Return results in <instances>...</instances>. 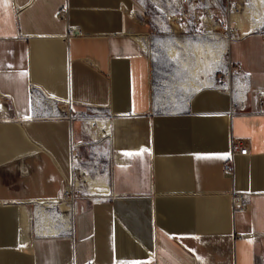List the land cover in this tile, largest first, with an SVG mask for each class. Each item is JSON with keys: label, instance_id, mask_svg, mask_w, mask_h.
Returning a JSON list of instances; mask_svg holds the SVG:
<instances>
[{"label": "crops", "instance_id": "obj_1", "mask_svg": "<svg viewBox=\"0 0 264 264\" xmlns=\"http://www.w3.org/2000/svg\"><path fill=\"white\" fill-rule=\"evenodd\" d=\"M141 12L135 0H0V264H264V30L227 45L247 76L242 109L199 86L179 109L153 112ZM59 108L108 117L111 196L34 237L31 201L60 197L69 143L86 139ZM50 212L44 232L64 221Z\"/></svg>", "mask_w": 264, "mask_h": 264}, {"label": "rangeland", "instance_id": "obj_2", "mask_svg": "<svg viewBox=\"0 0 264 264\" xmlns=\"http://www.w3.org/2000/svg\"><path fill=\"white\" fill-rule=\"evenodd\" d=\"M135 1L146 20L145 31L139 34L144 36L140 38L141 44L151 61L150 109L153 112L179 109L192 92L185 72L193 65L194 47L217 44L225 51L229 37L253 29L264 30V8L257 14L251 13L252 0H194L188 7L177 0ZM261 2L264 4V0ZM204 9H208L217 24H208L200 18ZM171 47L177 49L175 55L171 54ZM78 151L82 159L88 157L87 147L79 146ZM52 212L59 214L57 210ZM61 218L68 221L67 215Z\"/></svg>", "mask_w": 264, "mask_h": 264}, {"label": "built area", "instance_id": "obj_3", "mask_svg": "<svg viewBox=\"0 0 264 264\" xmlns=\"http://www.w3.org/2000/svg\"><path fill=\"white\" fill-rule=\"evenodd\" d=\"M194 0H177L179 4H186V6H192ZM204 14L200 16L202 20L211 19L212 15L208 9L203 10ZM72 34V33H71ZM140 38L144 36L138 34ZM210 80L207 84L201 86H211L215 87L231 98V109L240 110L243 108V101L245 99V92L247 91V76L243 73L239 67L231 62L227 57L226 53L222 54V58L216 65L215 69L210 73ZM262 92L257 91V97L260 98ZM31 97L41 101L44 106H51V101L47 98L31 93ZM55 110L54 114L57 116L64 117L68 120L76 118L79 121V125L86 139L81 142H70L68 148V175L63 178V184L61 188V195L57 199L45 201V200H34L31 201V215L29 214L28 228L30 233L34 236H45V235H57L60 233L61 229L68 230L70 223V216L79 208L82 207V202H94L102 199H106L111 196V191L109 189V175H110V151H109V127L108 124L105 128H99L92 121L93 117L100 120H109L106 115L103 114L101 110H93L90 112L82 113H68L62 112V109ZM54 110V108H53ZM232 111V110H231ZM79 146H85L88 148V157L82 159L78 151ZM234 148H237L238 154L245 153L246 148L244 146H238L236 142L231 143L229 151L232 153ZM23 167H20V172H25ZM222 171L228 172L229 168L226 163L222 164ZM89 177L90 181L99 180L103 185L97 186L95 191L90 188V181L85 180ZM92 190V191H91ZM245 200V195L240 192H235L231 194L230 201L231 207L235 210H240L243 208ZM65 204V209L59 207V203ZM44 205L45 210L43 212L38 210L35 213L36 205ZM57 210L59 213H66L68 218L67 226H63L57 223L56 228H54L53 233L49 231H42L43 222L45 219V213L49 210ZM35 225H37L40 232H36ZM51 225V224H50ZM43 232V233H42ZM83 264H94L92 261H86ZM111 264H139L135 261L128 260H114Z\"/></svg>", "mask_w": 264, "mask_h": 264}, {"label": "bare ground", "instance_id": "obj_4", "mask_svg": "<svg viewBox=\"0 0 264 264\" xmlns=\"http://www.w3.org/2000/svg\"><path fill=\"white\" fill-rule=\"evenodd\" d=\"M250 6L253 7V11L251 13H256V14L258 13V11L262 12L263 8H264V4L261 2V0H252ZM205 19H206L205 21L208 24H211L212 22L217 24V21H216V19L214 20V18L207 19V17H206ZM233 37L234 36H231V38L229 37L228 40L230 41V39H232ZM138 38L140 39L139 35H138ZM214 44L212 43V45H214ZM227 45L228 44L226 43L225 51H223L222 47H218L217 44H215L214 46L215 47L217 46L218 48H213L214 46L211 47L210 44H207V45H204V46H196V45H194L196 47H194L192 49L193 65H192L191 68L187 69V71L185 72V77H187L186 78L187 84L191 85L193 90L196 89L197 87L199 88V86L207 84L209 82V80H210V76L209 75H210L211 71H213L215 69L216 65L219 63L220 59L222 58L223 52L226 53ZM170 52H171V54L175 55V53L177 52V49L174 48V47H171L170 48ZM92 121H94L95 125L97 127H99V128L107 127V125H106L107 123H106L105 120L103 121V120H100L98 118H92ZM87 178H89V177H86V179ZM102 185L103 184H101L100 186H102ZM95 187H97V185ZM95 187L90 184V188L93 191L96 190ZM42 207H44V205L43 206L41 205V210H44L45 208H42ZM59 207L61 209H65L66 208L65 204H63L61 202L59 203ZM49 212L50 211H48V213ZM36 214H37V212H36ZM64 214H65V212L64 213H59L58 215H64ZM58 223L62 224L63 226H67L66 222H64L62 220H58ZM67 223H68V221H67ZM56 224L57 223H55V225ZM42 228H43V226H42ZM54 228H56V227H54ZM54 228H53L52 231H49V233H53L54 232ZM34 229L36 230V232H40L38 227H37V225H35ZM44 229H45V227H44ZM42 231H43V229H42ZM44 233H46V231Z\"/></svg>", "mask_w": 264, "mask_h": 264}, {"label": "snow or ice", "instance_id": "obj_5", "mask_svg": "<svg viewBox=\"0 0 264 264\" xmlns=\"http://www.w3.org/2000/svg\"><path fill=\"white\" fill-rule=\"evenodd\" d=\"M143 151V150H142Z\"/></svg>", "mask_w": 264, "mask_h": 264}]
</instances>
